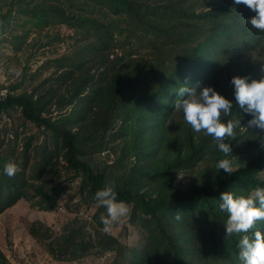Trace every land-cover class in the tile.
Segmentation results:
<instances>
[{"label":"rangeland","instance_id":"rangeland-1","mask_svg":"<svg viewBox=\"0 0 264 264\" xmlns=\"http://www.w3.org/2000/svg\"><path fill=\"white\" fill-rule=\"evenodd\" d=\"M138 1L169 5L194 13L224 3V0ZM52 7L58 12L47 13ZM246 10L245 6L238 5L235 13H248ZM0 15V98L7 94L27 93L51 99L45 116L59 118L64 125L74 127L75 131L78 125H84L83 133L87 134L93 128L82 122L90 114V111H84L85 101L81 100L76 109L74 106L61 111L56 109L58 98L66 94L74 83L66 77L59 79L60 73L75 71V75L80 76L90 71V75L97 76L99 82V73L104 71L103 63L107 57L111 61V69L124 67L134 70L143 65L147 68L156 56L155 46L160 44L150 34L137 30L125 14H116L101 1L0 0ZM246 24L249 25L247 19ZM232 34L236 46L233 44L225 56L214 52L215 59L222 63L215 79L208 78L205 82L218 93L225 92L226 98H231L229 78L245 75L247 59L253 63L254 78L259 76V70L264 71V35L261 43L253 46L252 43L246 45L245 39L235 32ZM173 53H176L175 48H169L160 56L171 59ZM90 92H85L83 96H89ZM163 104H159L157 116L161 117ZM144 109L131 104L122 106L111 120L109 131L104 138L100 137V146H97L99 141L93 143L91 147L95 150L92 155L88 153V157L83 159L89 160L95 170H104L112 178L121 177L139 164L134 136L123 132V127L126 124L133 129L142 127L139 122L145 124V119L136 118ZM147 109L151 110L150 107ZM127 114L131 115V119L124 124ZM164 118L150 123L151 135L148 134L145 139H151V142L162 139L163 147L151 149L152 155L156 159L168 160L183 144L190 127L173 106ZM239 130L242 138L233 145L232 153L227 157L233 164V170L264 152L259 147L257 129ZM192 134L196 139L203 136L202 133ZM225 142L229 144L230 139ZM83 148L89 150L86 144ZM46 156H50L51 161L47 167H41L39 163ZM6 162L14 163L16 171L10 177L0 174V194L7 191L8 179L16 188L21 186V179L25 183L20 188L21 199L0 214V251L5 256V264H130V258H133L129 255L130 251H141L145 231L129 222L131 207L126 205V215L113 224L110 232L102 231L93 219L101 206L80 193V179H73V173L66 168L60 141L53 138L50 132L26 121L17 108L0 113V168ZM150 163L143 158L138 166ZM215 163V152L204 155L181 171L174 185L187 190L201 183L204 178L212 177ZM259 178L264 181V171ZM40 188L51 194L58 190L59 197L53 202L51 196L43 197L37 192ZM32 227L39 231L38 237L31 234ZM70 240L83 242L89 247L86 251L84 248L72 252L74 248L70 246ZM117 245L123 247L124 257L116 251ZM105 246L109 248L103 252ZM187 247L190 250L194 248L191 244Z\"/></svg>","mask_w":264,"mask_h":264},{"label":"trees","instance_id":"trees-1","mask_svg":"<svg viewBox=\"0 0 264 264\" xmlns=\"http://www.w3.org/2000/svg\"><path fill=\"white\" fill-rule=\"evenodd\" d=\"M93 1H101L116 14H125L137 30L150 34L160 42L154 48L156 56L153 63L147 62L151 66L146 68L143 65L134 70H126L124 67L111 69V61L107 57L103 63L104 71L99 73V82L97 76L90 75V71L80 76L75 75V71L60 73L59 79L66 77L74 83L66 94L58 98L56 109L61 111L69 106L76 109L81 105V100L85 101L84 111H90V114L82 122L93 128L88 134L83 133L84 125H78V130L75 131L74 127L64 125L59 118L45 116L51 99L46 100L43 96L7 94L0 98V113L20 109L26 121L50 132L53 138L59 140L66 168L73 173V179H80V193L88 200L96 203L93 194L104 184L111 183L114 186L117 199L131 207L129 222L137 224L145 231V243L141 251L133 250L129 253L130 256L133 255L130 264H239L236 255L239 234H224L226 214L219 211L218 198L223 191L248 195L254 187H264V181L259 178V174L264 171V152L230 173L217 170L214 164L212 177H206L201 183L182 190L174 185L181 171L206 154L215 152L216 161L223 158V154L216 150L215 141L204 135L196 139L188 129L183 144L167 160L156 159L151 151L163 147L162 139L151 142V139L145 138L148 134L151 135L150 123L158 119L164 120V114L171 109L173 101L179 99L176 96L179 87L185 84L191 87L197 82L205 85L208 78L215 79L222 62L215 59L214 52L225 56L233 44L236 46L232 32L245 39L246 45L252 43L257 46L261 43L264 31L247 25L246 17L251 12L246 10L248 13L236 14L237 6H230L231 0H224L221 5L199 13L138 0ZM57 12L52 7L47 13ZM242 22L244 23L241 24ZM169 48L176 50L172 58L161 57L164 50ZM245 66V75L253 77V63L250 59L246 60ZM87 91H91L90 95L83 96ZM222 95L226 97L223 91ZM162 102L164 106L160 117L156 112ZM125 104L145 108L136 118H144L145 124L139 122L142 127L128 128L126 123L131 115L127 114L124 117L126 125L123 132L134 136L133 142L137 145L135 154L139 164L143 158L151 163L143 167L136 164L121 177L112 178L104 170H95L90 161L83 157H88V153L92 155L95 147L91 145L96 141H99L97 146H100V137L104 138L116 111ZM229 118L241 120L242 126L249 119L247 115L240 113L235 104L230 116L225 119ZM239 129H234V136L225 138V141L230 139L231 149L242 138L238 134ZM90 138L93 140L88 143ZM84 144L88 146V151L84 150ZM50 161V156H46L39 165L47 167ZM9 180L6 181L7 191L0 194V214L21 199L19 192L25 182L21 179V186L16 188ZM37 192L43 197L51 196L53 202L60 194L58 190L53 194L46 193L42 188ZM101 214H105L103 207L93 216L100 228ZM255 228L264 232V221L257 222ZM252 231L253 229L249 230V237ZM30 232L35 237L39 235L35 227ZM69 242L74 248L72 252L84 248L86 251L89 247L83 242ZM190 244L194 246L192 250L187 247ZM107 248L109 247L105 246L102 251L105 252ZM122 248L120 245L116 246L120 257H124ZM5 261V256L0 251V264H5Z\"/></svg>","mask_w":264,"mask_h":264},{"label":"clouds","instance_id":"clouds-1","mask_svg":"<svg viewBox=\"0 0 264 264\" xmlns=\"http://www.w3.org/2000/svg\"><path fill=\"white\" fill-rule=\"evenodd\" d=\"M243 5L253 13L247 19L248 24L258 30H264V0H231L230 6ZM257 78L250 75H233L228 80L231 98L218 93L211 85L199 82L188 87L187 84L177 89L179 99L173 101V108L178 109L181 118L192 132L211 137L217 152L223 154L215 163L217 170L225 173L233 171L229 156L231 145L226 137L234 136V129L246 128L258 130L259 147L264 149V71ZM233 104L240 113L247 115L245 125L239 119H225L230 116ZM16 165L6 162L0 168V174L12 176ZM95 202L104 208L105 214L99 217L102 231L112 230L114 223L125 216L128 209L111 183L104 184L93 194ZM219 211L226 214L224 234H239L237 259L239 264H264V232L255 228L257 222L264 221V187H254L248 195H238L232 191L219 194ZM251 232L249 237L248 232Z\"/></svg>","mask_w":264,"mask_h":264}]
</instances>
